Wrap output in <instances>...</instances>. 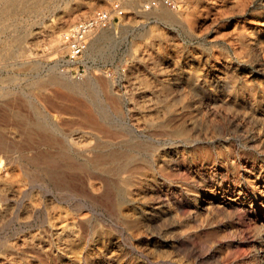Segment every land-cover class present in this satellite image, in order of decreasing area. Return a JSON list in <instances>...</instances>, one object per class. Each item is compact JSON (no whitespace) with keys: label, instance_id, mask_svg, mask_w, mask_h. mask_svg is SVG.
Returning a JSON list of instances; mask_svg holds the SVG:
<instances>
[{"label":"rangeland","instance_id":"374dc122","mask_svg":"<svg viewBox=\"0 0 264 264\" xmlns=\"http://www.w3.org/2000/svg\"><path fill=\"white\" fill-rule=\"evenodd\" d=\"M12 1L0 0V263L264 264V0L159 4L181 22L147 0ZM115 3L125 17L78 71L63 35ZM89 66L93 88L51 83L81 89ZM100 154L117 158L97 170Z\"/></svg>","mask_w":264,"mask_h":264},{"label":"bare ground","instance_id":"6f19581e","mask_svg":"<svg viewBox=\"0 0 264 264\" xmlns=\"http://www.w3.org/2000/svg\"><path fill=\"white\" fill-rule=\"evenodd\" d=\"M136 1H139V0H136ZM141 1V0H140ZM210 1V0H209ZM129 2V1H128ZM213 2V1H212ZM22 6H24V7H26L27 5H26V2H25V0H13L12 2H10V3H8V4H6L5 5V8L7 9V11H11L14 7H22ZM1 7V6H0ZM144 9V8H143ZM158 9L159 8H154L153 9V11H151V15H153V16H158V17H160V18H162V19H164V20H166V21H168V22H172V21H182V17H181V14H179L178 13V11L177 10H167V11H161L160 12V10L158 11ZM211 10V9H210ZM247 10V9H246ZM212 11V10H211ZM202 16V15H201ZM113 26V25H112ZM112 26H110V27H112ZM110 27H108L109 29H107V28H105L106 30H104V31H102L101 32V35L99 34V36H97V37H95L94 39H93V41L91 42V44L89 45V47H88V49H87V57H88V61L90 62V61H94V59H95V56H96V54H97V45L98 44H100L103 40V38H109V37H111V35L113 34V32H115V29L114 28H110ZM259 31V30H258ZM100 32V31H99ZM98 34V33H97ZM251 34V33H250ZM252 36V35H251ZM261 36V35H260ZM256 38H258V37H256ZM249 39V38H248ZM250 41V40H249ZM256 42V41H255ZM252 43V42H251ZM102 44V43H101ZM100 44V45H101ZM250 44V43H249ZM231 47H232V45H231ZM237 47V46H236ZM63 49V48H62ZM105 49V48H104ZM239 50V49H238ZM86 51V50H85ZM101 53V52H100ZM240 53V52H239ZM84 55H85V52H84ZM105 55V54H104ZM236 58V57H235ZM264 60V59H263ZM71 62V61H70ZM232 62V61H231ZM237 63H238V61H237ZM71 64H73L72 62H71ZM83 64H84V66H86L87 67V70H88V64H87V62L85 61V58H84V56H83ZM222 64V63H221ZM235 64V63H234ZM165 68V67H164ZM91 67L89 66V73L87 74V77L85 78V81H84V83H85V85H83L82 84V87H81V89H80V86L81 85H79L80 83H79V81H78V83L79 84H77L76 83V81L74 80V78L73 77H71L70 75H67V74H64V75H62V76H64L65 78H64V80L62 79V78H54V79H52L51 80V83H53V84H55V83H57V84H59V85H62V86H66V88L67 89H69L70 91H72V92H78L79 90H80V92L83 90V89H86L85 87H90V88H93V86H95L96 85V79H95V74H93L92 72H91ZM221 69V68H220ZM223 69V68H222ZM212 70V69H211ZM104 75V74H103ZM82 76H84V75H81L80 77H82ZM106 83V82H105ZM105 88H107V87H104L103 89H105ZM94 90V89H93ZM85 91L86 90H84V93H85ZM91 91H92V89H91ZM101 91V90H100ZM107 91V90H106ZM98 92V91H97ZM96 92V93H97ZM94 93V92H93ZM92 93V94H93ZM95 93V94H96ZM99 93V92H98ZM82 94V93H81ZM86 95V94H85ZM84 95V96H85ZM144 95V94H143ZM124 96V95H123ZM96 99V98H95ZM101 99V98H100ZM100 99H99V101H100ZM35 101V100H34ZM71 101V100H70ZM74 101L76 102V100L74 99ZM73 102V101H72ZM96 102H97V100H96ZM101 102V101H100ZM126 102H127V100H126ZM99 104V103H98ZM101 104V103H100ZM99 104V105H100ZM98 105V106H99ZM102 105H104V103L102 104ZM54 106V105H53ZM84 106H86V105H84ZM97 106V107H98ZM103 107V106H102ZM154 107V106H153ZM104 108H106L105 106H104ZM87 109V108H86ZM85 109V110H86ZM107 109V108H106ZM103 110V108L100 110V111H102ZM76 111V110H75ZM99 111V112H100ZM107 111V110H106ZM154 111H156V110H154ZM263 113V112H262ZM48 114V113H47ZM82 115H84V114H82ZM81 115V116H82ZM106 115V114H105ZM95 116V115H94ZM93 115H92V113H91V111H89V110H86L85 111V119H86V122L89 124V125H91L90 127L92 128V129H94L96 132H102V130H101V125L98 123V120L94 117ZM102 116H104V115H102ZM156 116V115H155ZM217 116V115H216ZM113 117V116H112ZM115 118H116V120H118L117 119V117L116 116H114ZM83 118V117H82ZM110 120V119H109ZM115 120V121H116ZM83 121V120H82ZM121 121V120H120ZM125 121V120H124ZM122 123V122H121ZM120 123V124H121ZM51 124V123H50ZM110 124V123H109ZM113 124L115 125V123H114V121H113ZM77 126H79L80 127V125H77ZM122 127H124L123 125H122ZM104 128V127H103ZM83 129V128H82ZM105 129V128H104ZM52 130H53V132H55V133H58L59 132V127L58 126H56V125H53V128H52ZM88 130V129H87ZM62 131V130H61ZM95 131H93V132H95ZM88 132V131H87ZM106 132V131H105ZM104 134V133H103ZM107 134H108V132H107ZM96 135H97V133H96ZM120 135V134H119ZM98 136V135H97ZM111 136V135H110ZM92 137V136H91ZM110 139V138H109ZM140 139V138H139ZM61 140V139H60ZM89 140V139H88ZM104 140V139H103ZM136 140V139H135ZM65 141V140H64ZM66 141H67V139H66ZM83 141V140H82ZM113 141V140H112ZM49 142H50V140H49ZM67 143V142H66ZM82 143V142H81ZM61 144V143H60ZM120 144V143H119ZM62 146V145H61ZM100 146V145H99ZM99 146H97V147H95V148H98ZM113 146V145H112ZM63 148H64V146H63ZM67 149H68V147H66ZM102 147H99L98 149H101ZM66 151H68V150H66ZM94 151V150H93ZM115 151V150H114ZM83 152V151H82ZM81 152V153H82ZM143 154H145V153H143ZM73 155V154H72ZM180 157V156H179ZM115 158H117V156H115V155H113V154H106V155H96L92 160L90 159V164H92L94 167H96V169L98 170V168H100V166H102L104 163H107L109 160H112V159H115ZM129 159V158H128ZM131 159V158H130ZM133 160H135L134 158H132ZM140 159H141V156H140ZM144 159V158H143ZM143 159H141V160H143ZM133 160H126V165H124L125 167H131V166H133L132 164H133ZM145 160V159H144ZM143 163V162H142ZM144 164H146V163H144ZM147 165V164H146ZM114 166V165H113ZM145 166V165H144ZM153 169V168H152ZM131 177H133V176H131ZM130 177V178H131ZM134 177H137V179L135 178V180L133 179L132 181H137V182H139L141 179L139 178V176H134ZM127 178V177H126ZM45 179V178H44ZM43 179V180H44ZM54 181H56V179L54 178L53 179ZM35 183H37V182H35ZM100 183V182H99ZM38 184V183H37ZM36 184V185H37ZM43 185V184H42ZM45 185V184H44ZM113 185V184H112ZM114 186V185H113ZM41 187V186H40ZM24 188V187H23ZM42 188H45V187H42ZM20 189V188H19ZM42 190V189H41ZM46 193H48L50 196H52L54 199V202H58L59 201V199L57 200V197H55V195H54V191L53 190H50L48 187H46ZM124 191V190H123ZM238 191V190H237ZM29 193V192H28ZM259 193V192H258ZM44 194V193H43ZM17 195V194H16ZM23 195H24V193H23ZM48 195V196H49ZM57 195V194H56ZM60 195V194H59ZM64 195V194H63ZM62 195V196H63ZM70 195V194H69ZM66 196V195H65ZM72 196V195H71ZM126 196V195H125ZM2 197V196H1ZM24 197V196H23ZM29 197V196H28ZM76 197V196H75ZM197 197V196H196ZM4 198V197H3ZM21 198V197H20ZM19 198V199H20ZM44 198V197H43ZM68 198H69V196L66 198L67 200H68ZM78 198V197H77ZM231 198V197H230ZM42 199V198H41ZM80 199V198H79ZM235 199V198H234ZM3 200V199H2ZM6 200V199H5ZM70 200H71V198H70ZM233 200V199H232ZM250 200V199H249ZM38 201V200H37ZM65 201V200H64ZM234 201V200H233ZM3 202H5L4 200H3ZM9 202V201H8ZM13 202V201H12ZM25 202V201H24ZM48 202V201H47ZM69 202V201H68ZM67 202V203H68ZM86 202V201H85ZM210 202V201H209ZM235 202H237V201H235ZM251 202V201H250ZM38 203V202H37ZM44 203V202H43ZM72 203V202H71ZM3 204V203H2ZM12 204H14V203H12ZM61 204V203H60ZM70 204V203H69ZM49 205H51V204H49ZM66 205V204H65ZM71 205V204H70ZM69 205V206H70ZM52 206V205H51ZM77 206H80V205H77ZM75 207V206H74ZM73 207V208H74ZM81 207V206H80ZM108 207V206H107ZM17 208V207H16ZM15 208V209H16ZM29 208V207H28ZM44 208V207H43ZM71 208V207H70ZM72 208V209H73ZM83 208V207H82ZM40 209H42V207L40 208ZM66 209V208H65ZM28 210V209H27ZM75 210H77V209H75ZM80 210V209H79ZM93 210V209H92ZM17 211V210H16ZM45 211V210H44ZM43 211V212H44ZM72 211V210H71ZM41 212V211H40ZM72 212H75V211H72ZM22 213V212H21ZM36 213V212H35ZM39 213V212H38ZM37 213V214H38ZM77 213H78V211H77ZM4 214V213H3ZM16 215H17V213H15ZM14 214V215H15ZM59 214V213H58ZM24 215V214H23ZM45 215V214H44ZM22 216V215H21ZM40 216V215H39ZM56 216V215H55ZM46 218V217H45ZM2 219V218H1ZM0 219V220H1ZM6 220V219H5ZM15 220V219H14ZM46 220V219H45ZM82 220L83 219H75L74 220V225L75 226H81L82 225ZM9 221V220H8ZM68 221H69V219H68ZM71 221V220H70ZM44 222V221H43ZM5 223V222H4ZM46 224V223H45ZM44 224V225H45ZM71 223H69V225H70ZM4 225V224H3ZM42 225H43V223H42ZM46 226V225H45ZM48 226V225H47ZM61 226V225H60ZM3 227V226H2ZM57 227H59V225H57ZM71 227H72V225H71ZM50 228V227H49ZM56 229V228H55ZM20 230V229H19ZM58 230H63V227H60V228H58ZM68 234V233H67ZM51 235V234H50ZM76 235V234H75ZM28 236V235H27ZM26 236V237H27ZM38 236V235H37ZM23 237V236H22ZM65 237V236H64ZM72 237V236H71ZM75 237V236H74ZM25 238V237H24ZM28 238V237H27ZM63 238V237H62ZM5 239V238H4ZM16 239V238H15ZM23 239V238H22ZM28 239H30V238H28ZM56 240V239H55ZM14 241V240H13ZM12 241V242H13ZM57 241V240H56ZM17 245H19V243H16ZM23 244V243H22ZM41 245H43V244H41ZM87 246V245H86ZM44 248V247H43ZM42 248V249H43ZM4 249V248H3ZM85 249H86V247H85ZM12 250V249H11ZM15 251V250H14ZM17 254V253H16ZM8 255V254H7ZM6 255V256H7ZM8 257V256H7ZM10 257V256H9ZM82 259V258H81ZM83 260V259H82ZM2 262V261H1ZM10 262V261H9ZM18 262V261H17ZM15 263V262H14ZM0 264H2V263H0ZM29 264V263H28Z\"/></svg>","mask_w":264,"mask_h":264},{"label":"built area","instance_id":"2783aa9c","mask_svg":"<svg viewBox=\"0 0 264 264\" xmlns=\"http://www.w3.org/2000/svg\"><path fill=\"white\" fill-rule=\"evenodd\" d=\"M160 3L175 8L173 0H147L145 10L157 8ZM125 10L120 3H115L110 10L96 11L90 18L81 20L63 35V44L67 49L69 61L78 71L84 68L83 56L90 40L101 30L114 24L116 20L125 17Z\"/></svg>","mask_w":264,"mask_h":264}]
</instances>
